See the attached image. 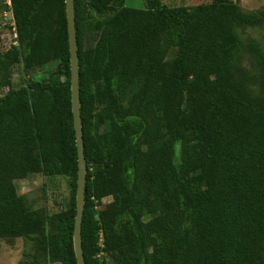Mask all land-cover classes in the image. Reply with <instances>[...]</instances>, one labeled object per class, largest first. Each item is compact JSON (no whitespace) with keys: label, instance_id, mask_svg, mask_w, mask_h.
Instances as JSON below:
<instances>
[{"label":"trees","instance_id":"16d2710c","mask_svg":"<svg viewBox=\"0 0 264 264\" xmlns=\"http://www.w3.org/2000/svg\"><path fill=\"white\" fill-rule=\"evenodd\" d=\"M10 1L17 44L0 52V91L8 89L0 96V238L27 237L42 227L17 194V179L66 174L72 206L56 215L60 231L48 253L61 264H77L78 156L65 2ZM123 1L74 0L85 263L264 264V101L248 92L228 62L241 43L235 27L253 18L229 0L191 7L145 0L143 8ZM87 6L115 11L96 24L92 45L86 43ZM164 35L175 36L170 63L158 49ZM252 49L264 90V51L259 44ZM50 55L58 67L47 80L28 82L30 98L12 89V66ZM135 80L142 84L123 102ZM111 191L116 206L96 210ZM147 208L155 214L144 221ZM100 251L107 254L101 263Z\"/></svg>","mask_w":264,"mask_h":264},{"label":"rangeland","instance_id":"374dc122","mask_svg":"<svg viewBox=\"0 0 264 264\" xmlns=\"http://www.w3.org/2000/svg\"><path fill=\"white\" fill-rule=\"evenodd\" d=\"M160 1L167 6L188 7L211 2V0ZM229 1L238 4L241 12L248 18H253V21L235 27L234 33L238 36L241 43L232 49L228 62L235 75L243 81L248 92L260 101H264V90L260 83L261 61L259 54L252 49V45L259 44L261 50L264 51V0ZM122 4L129 7L143 8L145 7V0H124ZM116 7L117 9L120 8L119 5ZM114 13L115 11H110L100 14L88 8V6L86 7V19L89 21L87 24L90 25L86 31L87 45H92L97 38L96 24L98 22H106ZM14 31L16 29L11 10V1L0 0V52H4L12 44L15 39ZM158 49L163 60L170 63L174 59L177 50L175 36L171 37L170 40L169 36L164 35L158 44ZM26 60H22L21 63L12 66L9 70V75L12 80V89H23L25 91L22 93L30 98L32 89H29L28 82H43L47 80L51 73L57 69L59 60L53 58L52 55L40 63H28L26 65ZM29 62H31L30 59ZM141 84V80H135L132 88L126 93L123 102H126ZM105 87L106 92L112 88L110 85H104ZM7 91V88L1 89L0 96L6 94ZM108 94L107 100L109 98ZM158 112L157 107H154L152 116L153 113L156 116ZM15 185L17 194L25 200L28 210L41 218L42 227L38 232L27 237L0 238V264H61L60 261L52 259L49 255L48 243L54 241L60 231L56 222V215L60 211L70 209L72 206L71 177L62 173L55 175L31 173L25 178L17 179ZM116 200V192L111 191L101 199L96 210H102L106 206L115 207ZM154 214L155 212L152 208H147L142 218L147 221ZM124 221V214H121L118 222ZM152 245L153 242L148 244L149 251H152ZM106 257L107 254L104 252L100 251L98 254L100 263L104 262Z\"/></svg>","mask_w":264,"mask_h":264},{"label":"water","instance_id":"95a60500","mask_svg":"<svg viewBox=\"0 0 264 264\" xmlns=\"http://www.w3.org/2000/svg\"><path fill=\"white\" fill-rule=\"evenodd\" d=\"M65 14L67 21V35L69 46V63H70V90H71V110L73 115V126L76 137V147L78 156V169L76 180L75 194V217L73 227V248L77 264H86L83 256L81 242V221L84 209L85 198V160L83 152L82 126L79 104V69H78V53H77V38L75 30V11L74 0H64Z\"/></svg>","mask_w":264,"mask_h":264},{"label":"built area","instance_id":"2783aa9c","mask_svg":"<svg viewBox=\"0 0 264 264\" xmlns=\"http://www.w3.org/2000/svg\"><path fill=\"white\" fill-rule=\"evenodd\" d=\"M14 36H15V39L13 40L12 45H16L17 44L16 31H14ZM99 244L102 246V236H101V234H100V238H99Z\"/></svg>","mask_w":264,"mask_h":264}]
</instances>
